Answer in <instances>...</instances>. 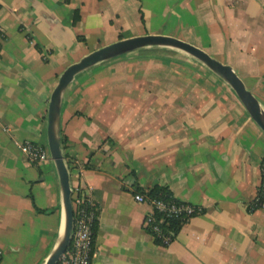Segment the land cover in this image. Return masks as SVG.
Segmentation results:
<instances>
[{
    "label": "crops",
    "instance_id": "crops-1",
    "mask_svg": "<svg viewBox=\"0 0 264 264\" xmlns=\"http://www.w3.org/2000/svg\"><path fill=\"white\" fill-rule=\"evenodd\" d=\"M0 31V264H44L59 239L54 164L29 162L20 145L48 148L51 92L90 51L174 36L230 65L264 108V0H0ZM158 48L97 63L62 95L70 185L98 207L91 264H264V207L252 208L264 133L219 77L187 71L201 62ZM156 185L201 209L167 246L133 198Z\"/></svg>",
    "mask_w": 264,
    "mask_h": 264
},
{
    "label": "water",
    "instance_id": "water-1",
    "mask_svg": "<svg viewBox=\"0 0 264 264\" xmlns=\"http://www.w3.org/2000/svg\"><path fill=\"white\" fill-rule=\"evenodd\" d=\"M149 47H167L180 50L204 64L212 73L231 87L249 117L264 133V108L234 69L188 41L164 34H145L120 39L90 51L63 70L51 92L48 103L46 125L47 146L50 159L58 175L61 190L63 229L55 247L44 264H56L59 261L69 246L73 227L72 188L68 167L61 147L60 136V112L63 92L79 72L122 54Z\"/></svg>",
    "mask_w": 264,
    "mask_h": 264
},
{
    "label": "built area",
    "instance_id": "built-area-1",
    "mask_svg": "<svg viewBox=\"0 0 264 264\" xmlns=\"http://www.w3.org/2000/svg\"><path fill=\"white\" fill-rule=\"evenodd\" d=\"M1 32V31H0ZM21 152L31 163H38L50 159L48 148L37 143L25 142L20 145ZM261 177L258 187V194L252 208L264 207V159L261 162ZM137 203H144L150 207L143 221L145 230L151 231V236L157 237L165 244H170L171 236L164 229V224L168 218L184 217L189 220L193 215L200 213L201 209L182 201L165 202L153 199L146 194L136 192L133 195ZM72 200L73 227L68 248L62 254L60 264H91L92 253V223L95 212L92 209L94 203L89 196H74ZM157 214L160 216L157 217Z\"/></svg>",
    "mask_w": 264,
    "mask_h": 264
},
{
    "label": "trees",
    "instance_id": "trees-1",
    "mask_svg": "<svg viewBox=\"0 0 264 264\" xmlns=\"http://www.w3.org/2000/svg\"><path fill=\"white\" fill-rule=\"evenodd\" d=\"M76 19V16H75ZM3 35L0 32V40L2 39ZM1 46V44H0ZM160 49H164L167 50V48L165 47H160L158 48ZM158 57H160V55H157ZM61 147L62 149H64V139L61 137ZM65 156V155H64ZM66 158V157H65ZM68 164V161H67ZM136 192H140L143 194H146L147 196H149L150 198L153 199H158V200H163L165 202H172V201H178L176 200L171 191L166 187V186H160V185H156L146 191L137 189ZM85 195L84 192L82 191V189L80 188H75L72 189V195H71V199L73 198L74 200V196H82ZM95 212V217L92 223V253H94L95 250V238H96V233H97V225H98V221H97V215H98V207L96 204H94L93 208H92ZM160 215L157 214V217H159ZM188 220H185L184 217L180 216V217H172V218H168L166 220V223L164 224V229L167 230V232L170 234L171 236V241L175 238V236L177 235V233L180 231L181 227L187 222ZM146 231L151 235V231L147 230ZM154 242L157 245H161V246H167L168 244L163 243L160 239H158L157 237H154ZM60 264V263H58Z\"/></svg>",
    "mask_w": 264,
    "mask_h": 264
},
{
    "label": "rangeland",
    "instance_id": "rangeland-1",
    "mask_svg": "<svg viewBox=\"0 0 264 264\" xmlns=\"http://www.w3.org/2000/svg\"><path fill=\"white\" fill-rule=\"evenodd\" d=\"M172 51H176V52H169V54L173 55L178 60H182V61H185L186 62V58L184 56V52H182L180 50H172ZM192 61H193V63H197L196 60H192ZM196 67H198V66H196ZM197 69H198V71L194 70L193 69V66H192L191 68H188V70L187 69L186 70L189 71V73H194L197 77L200 75L201 77H204V78L206 77L204 75V73L209 71V69L204 64H202V66H200ZM195 71H196V73H195ZM197 73H199V74H197ZM191 75H193V74H191ZM210 75H212L213 78L218 79L217 78L218 76H216L214 73L213 74H210ZM218 81H220L219 82V85H221V87L223 88L224 92L227 93V94H229V95H231L232 98H233V100H234V102L238 106L243 107L242 104L240 103V101L238 100V98L236 97V95L234 94V92L231 89V87L226 82H224L221 79L220 80L218 79ZM41 164H43V163H41Z\"/></svg>",
    "mask_w": 264,
    "mask_h": 264
}]
</instances>
